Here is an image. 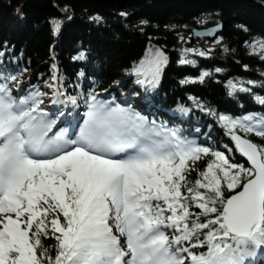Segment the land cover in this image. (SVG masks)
Listing matches in <instances>:
<instances>
[{
  "label": "snow or ice",
  "instance_id": "6c2138e0",
  "mask_svg": "<svg viewBox=\"0 0 264 264\" xmlns=\"http://www.w3.org/2000/svg\"><path fill=\"white\" fill-rule=\"evenodd\" d=\"M49 23L58 38L64 22ZM148 24L136 27L143 33ZM245 46L264 61V38ZM0 48V264H264V111L242 102L251 97L264 109L255 91L264 89V73L228 81L236 111L189 97L191 107L178 104L165 120L162 48L129 67L133 87L124 92L118 82L120 96L99 90L88 51L71 57L80 65L74 84L54 62L42 90L25 83L23 53ZM214 54L183 48L178 63L199 67L192 57ZM208 78L214 74L203 70L179 83ZM194 111L207 122L188 131L182 124Z\"/></svg>",
  "mask_w": 264,
  "mask_h": 264
},
{
  "label": "trees",
  "instance_id": "16d2710c",
  "mask_svg": "<svg viewBox=\"0 0 264 264\" xmlns=\"http://www.w3.org/2000/svg\"><path fill=\"white\" fill-rule=\"evenodd\" d=\"M121 13L130 15L125 18ZM97 16L103 18V23L92 21V17ZM205 17L207 23L198 22ZM52 19L64 22L58 38L53 36L49 23ZM142 20L149 21L143 33L136 27ZM217 23L223 28L215 41L219 36L223 40L212 44L210 49H215L212 58L192 57L198 59L199 67L180 66L181 49L187 47L180 37L192 28ZM254 38H264V8L249 0H129L111 5L88 0H0V46L8 45L10 50L14 46L17 55L23 53L18 65L21 70L27 68L23 79L31 78L30 85L38 86L40 82L42 88L48 82L50 54L56 57L60 74L67 78L69 86L75 83L80 65L74 64L71 57L80 49L92 54L93 64L88 71L95 66L101 84L99 90L111 88L110 91L120 96L118 82L121 85L126 82L124 92L133 87L127 76L129 67L150 49L166 48L169 67L162 81L161 102L166 100L176 106L183 103L191 107L188 98L196 97L220 111H236L234 102L228 104L231 99L224 83L233 79H262L264 61L250 54L245 46L246 41ZM201 44L203 40L197 43ZM225 46L232 51L225 53ZM217 68L222 71L215 72ZM203 69L212 72L214 78L206 79L203 84L180 85L182 79L198 76ZM255 91L264 96V89ZM242 102L250 111L262 110L251 97ZM190 117L204 128L207 120L202 113L194 111ZM45 243L54 254L53 242L46 239Z\"/></svg>",
  "mask_w": 264,
  "mask_h": 264
},
{
  "label": "water",
  "instance_id": "95a60500",
  "mask_svg": "<svg viewBox=\"0 0 264 264\" xmlns=\"http://www.w3.org/2000/svg\"><path fill=\"white\" fill-rule=\"evenodd\" d=\"M88 1H93V2H97V3L110 4L111 5V4H121V3H124V2H126L128 0H88ZM249 1H252V2H254L257 5L264 7V0H249ZM217 27H218V25L212 26V27H208L206 29H201V30H195V29H193V30H191L189 33H187L184 36V37H192L191 41L190 42L187 41V40H184V41H186V42H188L190 44L192 42V40H193V37H195V36H193V32L194 31H196V32H205L208 29H215ZM206 37L207 38H213V36H206Z\"/></svg>",
  "mask_w": 264,
  "mask_h": 264
},
{
  "label": "rangeland",
  "instance_id": "374dc122",
  "mask_svg": "<svg viewBox=\"0 0 264 264\" xmlns=\"http://www.w3.org/2000/svg\"><path fill=\"white\" fill-rule=\"evenodd\" d=\"M212 45V44H211ZM194 48H198V47H194ZM200 49V48H199Z\"/></svg>",
  "mask_w": 264,
  "mask_h": 264
}]
</instances>
